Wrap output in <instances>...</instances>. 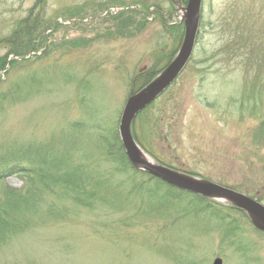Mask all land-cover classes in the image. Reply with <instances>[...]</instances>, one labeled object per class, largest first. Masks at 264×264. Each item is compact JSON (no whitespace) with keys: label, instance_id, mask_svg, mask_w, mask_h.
I'll list each match as a JSON object with an SVG mask.
<instances>
[{"label":"rangeland","instance_id":"374dc122","mask_svg":"<svg viewBox=\"0 0 264 264\" xmlns=\"http://www.w3.org/2000/svg\"><path fill=\"white\" fill-rule=\"evenodd\" d=\"M173 1L178 2L0 0V41L27 15L62 24L42 34L46 26H37L33 34L47 37L51 48L41 49L35 58L29 52L24 57L29 61L2 72L3 87L25 72L34 82L28 87L31 94L6 100L0 108V150L22 142H48L68 148L75 161L91 166L87 158L98 157L99 140L113 142L114 132L118 136L128 96L173 58L164 59L175 45L164 22L182 24L183 15ZM186 2L179 0L182 7ZM122 9L148 13L145 21L137 17L143 22L140 29L111 34L121 25L113 15ZM103 15L107 17L101 21ZM12 52L1 41L0 56L10 59ZM150 67L160 70L145 79L138 76ZM160 110L164 115L157 119ZM134 120L132 133L140 143L133 134L135 140L156 162L233 188L264 205V0H202L189 61L153 108ZM109 148L118 152L116 146ZM103 160L104 173L112 174L123 164ZM114 178L126 180L123 173ZM2 183L22 185L15 175ZM124 186L118 196L125 193ZM183 197L185 204L188 199ZM216 202L225 204L218 207L219 217L207 211L183 217L175 206L158 199L143 202L140 193L118 209L57 202L58 208L68 210L67 218L33 222L29 229L11 234L0 245V264H212L216 257L222 264H264V232L254 228L246 214Z\"/></svg>","mask_w":264,"mask_h":264},{"label":"trees","instance_id":"16d2710c","mask_svg":"<svg viewBox=\"0 0 264 264\" xmlns=\"http://www.w3.org/2000/svg\"><path fill=\"white\" fill-rule=\"evenodd\" d=\"M171 7L172 9L174 8V6ZM130 10L122 9L116 13V16L113 15L114 19L116 17V19L121 21V25H115L117 29L110 32L111 34L127 35L143 26V22H140L137 17L140 16L142 18L143 16L145 21L146 13L148 12L142 14V9ZM158 13L163 16L162 12L158 11ZM106 17L107 15L99 16L101 21ZM73 22L78 24L77 21ZM134 22L136 23L134 24ZM41 24L46 26L45 30L41 28V34L47 30L54 31L57 26H62L57 19L52 21L42 20L40 16L31 18L27 15L17 19L11 25L8 36L1 39L3 44L11 46L13 57L8 59L7 55L0 56V108L3 107L6 100L17 101L31 94L32 89L30 90L28 87H30L31 82H34V78L30 73L21 74L18 80L6 87L2 86L1 77L2 72H5V74L9 72L8 67L12 69L15 65L29 61L24 60V57L29 52H33V57L35 58L41 49L46 48L47 50L49 48L50 43L47 44L49 40L47 37L42 38L38 34H33L37 26ZM164 26L168 30V35H173L172 42L175 43L173 54L178 42H181L183 27L182 24H177L176 22H171L168 26L164 22ZM66 43L71 42L66 40ZM172 54L166 53L165 56L163 53L162 56L164 55V59H166L167 57H173ZM18 58L22 60L18 61ZM159 70L160 68L154 69L150 67L141 71L138 76L145 79L147 74ZM137 78H134V81L138 82ZM36 79V82L41 81L40 78L36 77ZM143 82L141 85L144 84ZM154 102L138 113L134 121L136 122L142 114L148 113L153 108ZM163 115V110H160L156 118L161 119ZM133 134L139 142V137L134 130ZM113 137L115 138L113 142L110 139L103 138L101 139L102 141L98 139L99 144L95 146V153L98 157H93L90 160L89 157L87 158L88 161L93 162L91 166L84 162H78L79 160L75 161L70 152H68V148L57 149L50 146L48 142L46 144L22 142L13 144L6 150H0V245L4 244L11 234L29 229L33 222H43L51 217L57 219L67 218L68 210L58 208L57 202H67L69 205H78L89 209L97 207L118 209L124 208L127 205V200H130L132 195L140 193L143 202L151 203L158 199L164 202L166 206H175V213L178 215L183 214V217L203 215L206 211L210 212L211 216L219 217L216 214V212H220L218 207H223L225 204L179 190L150 174L135 169L127 160L116 132H114ZM111 146H116L118 152H113L109 148ZM102 156H104V160ZM84 157L85 155L81 159L84 160ZM108 159L110 161L122 160L123 162V164H120V168L114 167L115 170L111 171L113 175L107 170L106 173L100 170L101 164L99 161ZM121 173L125 175V181L114 178V176H119ZM9 175L18 176L22 181V185L15 188L2 183L3 179ZM126 183L127 186H124ZM121 186H124L125 193L122 196H118L116 192L119 191ZM183 196L188 199L185 204ZM46 197H50L51 201L47 202ZM227 209L245 214L231 205Z\"/></svg>","mask_w":264,"mask_h":264},{"label":"water","instance_id":"95a60500","mask_svg":"<svg viewBox=\"0 0 264 264\" xmlns=\"http://www.w3.org/2000/svg\"><path fill=\"white\" fill-rule=\"evenodd\" d=\"M177 1L173 3L183 10L179 20V23L183 24L181 43L171 61L154 78L126 99L118 125L121 146L127 160L135 169L150 174L179 190L216 201H224L243 211L252 226L264 232V205L261 202L233 188L156 162L133 136L131 127L137 114L148 107L175 81L189 61L195 46L202 0H187L184 7L179 0ZM212 264H222V259L216 257Z\"/></svg>","mask_w":264,"mask_h":264}]
</instances>
